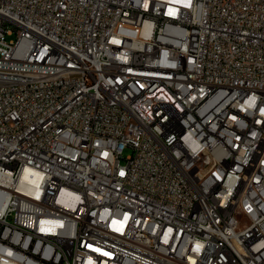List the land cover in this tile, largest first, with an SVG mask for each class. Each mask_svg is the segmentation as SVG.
Here are the masks:
<instances>
[{"label": "built area", "instance_id": "2783aa9c", "mask_svg": "<svg viewBox=\"0 0 264 264\" xmlns=\"http://www.w3.org/2000/svg\"><path fill=\"white\" fill-rule=\"evenodd\" d=\"M0 264H264V0H0Z\"/></svg>", "mask_w": 264, "mask_h": 264}, {"label": "rangeland", "instance_id": "374dc122", "mask_svg": "<svg viewBox=\"0 0 264 264\" xmlns=\"http://www.w3.org/2000/svg\"><path fill=\"white\" fill-rule=\"evenodd\" d=\"M7 38H8V40H10V39H15V38H16V35L8 36ZM130 154H131V150H130V149H127V150L125 151V153H124V157H127V156L130 155Z\"/></svg>", "mask_w": 264, "mask_h": 264}, {"label": "bare ground", "instance_id": "6f19581e", "mask_svg": "<svg viewBox=\"0 0 264 264\" xmlns=\"http://www.w3.org/2000/svg\"><path fill=\"white\" fill-rule=\"evenodd\" d=\"M29 173H30V171H27L24 177L28 178L29 177Z\"/></svg>", "mask_w": 264, "mask_h": 264}]
</instances>
